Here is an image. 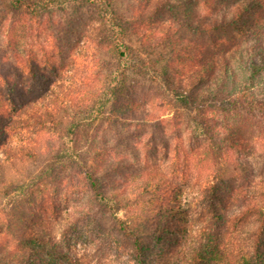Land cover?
<instances>
[{"label":"trees","instance_id":"obj_1","mask_svg":"<svg viewBox=\"0 0 264 264\" xmlns=\"http://www.w3.org/2000/svg\"><path fill=\"white\" fill-rule=\"evenodd\" d=\"M5 1L10 10L29 19H12L5 29L1 22L0 27V264H80L75 255L56 248L57 232L48 221L51 213L44 204L46 200L55 201L53 194L80 185L93 191L94 206L84 216L92 215L94 219L98 210L113 219L120 230L127 231L135 264H264V165L247 174V169H242L238 178L243 184L239 182L230 189L241 199L237 200L236 215L241 221L237 232L193 234L178 221H171L180 212L179 203L171 199L165 202L159 189H176L177 184L169 181L163 170L151 166L128 173L129 159L112 154L105 157L102 151L106 145H95L96 135L90 133L94 125L104 123L110 127L122 123L128 129L159 127L164 121L162 115L138 103L135 96L142 95L155 109L161 102L171 105V100L197 109L206 128L219 130L218 136L227 132L222 134L218 160L227 159L233 151L257 154L252 140L241 131L248 126L247 117L235 107L264 105V0H237L228 3L229 9H215L206 22L199 23L203 24L200 32L208 38L206 44L188 40L177 46L174 40L180 38L172 23L159 17L172 13L177 6L194 5L196 0H146L138 15L133 10L119 14L112 0H80L99 9L95 18L98 30L96 38L86 36L73 54L60 46L56 36L42 30L44 12L49 11L45 10L58 0ZM39 17L34 26L30 20ZM155 23H168L169 30L153 27ZM136 26L137 32L142 26L144 33L158 30L169 41L171 58L165 62V70H170V75L161 79L165 87L162 93L170 97L167 102L165 98L157 101L159 93L151 101V86L140 93L142 83H126L128 71L140 73L147 68L143 60L127 62L124 36L127 29L134 31ZM91 43L95 49L90 48ZM189 48L202 49V56L192 57ZM54 54L59 59L61 54L64 58L70 54L68 66L74 64V71L62 59L60 65L56 63ZM105 54L113 68L103 62ZM256 54L259 57L255 58ZM95 62L97 66L101 63L104 70L93 71ZM154 76L147 77L151 84L156 83ZM215 107L229 109L221 117L225 124H209L206 120L212 115L219 120ZM226 118H230L231 125H227ZM218 123L227 127L221 129ZM199 134L205 146L202 142L195 148L188 147L191 153L186 160L194 151L197 155L208 151L209 137L204 129ZM150 136L153 139V134ZM176 138L174 150L185 151L180 136ZM74 167L81 170L72 171ZM106 171L115 173L107 185L100 181ZM219 179L210 174L205 185L211 184L214 191L220 189V184L230 187V178L222 177L217 182ZM155 211L167 216L166 220L155 222L150 217ZM52 212L53 217L59 216L57 210ZM79 219L74 217L69 224ZM62 230L66 232L68 225ZM149 238L154 243L165 241L162 254L152 249ZM152 252L155 258L149 256Z\"/></svg>","mask_w":264,"mask_h":264},{"label":"rangeland","instance_id":"obj_2","mask_svg":"<svg viewBox=\"0 0 264 264\" xmlns=\"http://www.w3.org/2000/svg\"><path fill=\"white\" fill-rule=\"evenodd\" d=\"M144 1L146 0H112L115 10L119 14L124 15H127L130 10L136 11L134 14L138 15L142 9L141 4ZM224 1L225 3L222 4L219 0H196L194 5L184 4L177 6L172 13L165 12L164 16L159 17V19L172 23L173 29L180 38V40L175 38V46L186 43L188 40L206 44L208 38L205 33L200 32L203 24L199 23L202 21L206 22L207 16L211 15L215 9H223V6L225 9H229L228 3L231 4L237 0ZM181 9L186 10L181 11ZM98 10V8L88 6V4L84 5L80 0H58V4H50L45 10L48 12H44L46 14L42 23V27L44 28L42 30L50 34L51 37L56 36L59 39L60 46L64 50H69L70 53V50L71 52L75 51V49L78 50V45L86 41V36L91 39L97 37L98 28L95 18L98 15ZM144 12H148V10ZM220 18L221 16H217V19ZM12 19L26 21L29 17L13 12L8 8L5 0H0V27L1 22H3L5 25L3 28L5 29L6 24ZM40 20L41 18L39 17L38 19L32 18L30 21L36 26ZM168 23L165 25L155 23L153 27L160 26L169 30ZM124 24L128 26L127 23ZM143 27L145 26L140 28L141 32L136 31L138 29L137 26L134 31L130 29L126 30L124 43L128 52L127 62L143 60L147 63L146 67L150 68V71L146 72L147 68L141 69L140 73L128 71L126 83H130L131 85L135 82L142 83L140 93H143V91L149 88L148 86H151L152 88L149 92L151 98L155 97L156 93H159L157 101L165 98V102H167L170 97L166 93H162V89L165 87L162 85L161 79L170 75L168 73L170 70H165V62L171 58L169 41H166V35L158 30L152 29L144 33ZM193 28L196 30H193ZM158 40L159 45H154ZM53 41L50 38V43L53 44ZM90 48L95 49L92 43ZM188 51L192 54V57H199L203 54L202 49L189 48ZM174 53H176L175 50ZM61 55L62 57L59 59L54 54L53 60L60 65L62 59L67 64V68L74 71V64L68 66L72 61V58L69 56L70 54L66 58H64L63 54ZM256 57H259V55L256 54ZM102 59L106 65L113 68L110 66L112 60L109 59L108 55L105 54ZM189 60H191V57H189ZM96 64L97 62H95L93 71L101 72L104 70L101 63L98 66ZM184 69L187 70L185 67ZM149 76H154L156 83L151 84L153 82L147 79ZM34 84L37 86L38 82H34ZM135 99L138 103L156 110L154 112L162 115L164 121H162L159 127L146 125L136 128L131 126L130 129L128 127L124 128L122 123L116 127H110V124L107 123L96 124L101 125L103 128L101 126L95 128L96 125H94L90 130V133L96 135L94 137V144L98 145V147L106 145L105 151H102V155L109 157L112 154L120 158L129 159L126 171L130 174L139 170H148L151 166L159 167L163 170L167 174L169 181L177 184L176 189L168 187H161L159 189L160 192H163L162 199L165 202L171 199V201L179 203L180 212L171 221H178L181 226L183 225L193 234L198 233V231L214 232L216 234H220L225 230L237 232L235 230L241 225V221H238L236 215L239 205L237 200L241 199L237 195L235 197L236 192L230 189L234 186L236 187L239 182L243 184L242 180L238 178L242 169H247L245 171L247 174L249 170H258L260 166L264 165V105L252 104L249 107H235L236 111L247 117L246 122L248 126L243 130L240 128L243 135L247 139L252 140L255 151L260 152L261 155H257L258 153L245 155L240 151H233L227 156V159L218 160L221 152L218 147L221 143V138H223L222 134H226L227 132L222 131L218 136L219 130L206 128L200 122L199 111L197 109L183 106L174 102V100H171L172 104L168 106L163 105V102H161V106L157 105L159 107L155 109L154 106H151L150 102H147V96L137 95ZM153 100L155 98L151 101ZM228 110L215 107V111L219 113V116L217 114L215 116L219 120L214 118L213 115L212 121L207 118L206 120L209 121V124L217 123L216 121L220 122L222 115ZM209 116L211 117V115ZM226 122L227 125L232 124L230 118L228 120L226 118ZM222 123L225 124V122ZM222 123H218V125L220 127H227ZM193 125H198V128H194L195 126ZM99 129L102 130H100V133H94L95 130ZM202 129L205 130L206 136L210 139L208 140V151H203L200 155H197L194 151L195 154L192 153V158L186 160L187 157L189 158V153H191L188 147L195 148L203 142V135L199 134L202 133ZM150 133L153 134V139L150 138ZM176 136H180L182 140L180 141L183 143L185 151L174 150L173 146L177 142ZM163 141H166V145L162 144ZM204 143L202 144L203 147L205 146ZM207 157L210 159H206ZM80 170L78 167H74L72 171ZM103 173L100 176V181L103 184L110 183L115 173L109 171ZM210 174L217 176V179H221L222 177L223 179L230 178L228 181L230 187L228 188L224 184H220V189L214 191L209 187L211 184L205 185V183L207 184L206 178ZM81 178L80 176L79 179ZM52 197L55 200L54 202L46 200L44 204L48 208L49 213H51L48 221L52 223L55 232H57V249L75 255L78 261L81 262L80 264H135L133 247L127 231L120 230L118 225H114L115 221L113 219L105 217L98 210L96 211L97 216L94 218L96 221L91 218L92 215L88 218L84 216L91 205L92 207L94 206L91 188L82 185L75 186V188L66 193L53 194ZM155 205H159L158 201ZM55 210L59 214L58 217H53L52 211ZM160 213L158 211L152 212L153 216L150 215V217H153L155 222H164L167 216H160ZM74 217L80 219L74 225L69 224ZM150 223H153V221ZM66 224L68 225V230L64 232L62 229ZM164 242L163 240L154 243V240H152L150 243L153 244L152 249L154 247L156 251L162 254V250L167 246ZM155 255L153 252L149 254L153 258L156 257Z\"/></svg>","mask_w":264,"mask_h":264}]
</instances>
